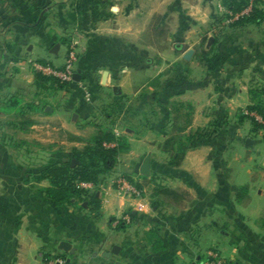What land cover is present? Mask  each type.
<instances>
[{"label":"crops","instance_id":"0c3cea01","mask_svg":"<svg viewBox=\"0 0 264 264\" xmlns=\"http://www.w3.org/2000/svg\"><path fill=\"white\" fill-rule=\"evenodd\" d=\"M100 4L0 0V199L10 203L9 227L0 222V264H35L36 248L59 253L61 242L77 264H200L212 249L228 264H264V133L240 115L252 105L250 91L264 101V21L217 25L226 13L220 0H195L175 26L193 55L173 59L171 81L158 85L148 81L163 80L168 66L150 71L146 23L133 22L147 16L144 0H106L112 26L95 21ZM162 8L160 0L149 13ZM61 40L76 43L80 80L39 89L30 61L61 66ZM100 129L124 137L129 150L98 185L99 211L47 202L40 190L49 181L32 176ZM172 136L192 137L178 167L161 149ZM147 156L150 174L141 176ZM118 171L143 181L140 199L117 195ZM120 218L118 230L112 220ZM20 230L33 236L21 255Z\"/></svg>","mask_w":264,"mask_h":264},{"label":"trees","instance_id":"16d2710c","mask_svg":"<svg viewBox=\"0 0 264 264\" xmlns=\"http://www.w3.org/2000/svg\"><path fill=\"white\" fill-rule=\"evenodd\" d=\"M252 3L250 12L247 15H241L235 19L229 26H245L254 24L260 26L264 21V0H220L221 6L225 10V15L215 20L217 25L224 20L230 18L229 14L234 16L240 14ZM57 42V39L54 38ZM60 42L68 44V41L61 40ZM204 56L207 54L203 53ZM50 87L62 88L65 84L60 83L52 77L42 76L35 73V85L39 89H46V85ZM252 105L246 110L249 113H255L264 119V101L260 91H250ZM251 123H256L253 117H249ZM257 124V123H256ZM255 130L263 128L259 124L255 125ZM192 137L172 136L166 139L161 145V149L169 157V165L178 167L184 157L186 143ZM113 144V146H105ZM129 150V145L124 137H115L111 130H98L97 133L86 142L85 146L66 157L64 161L50 163L43 167L32 178L36 182L42 179H47L50 186L40 190L43 198L50 204H67L76 205V203L86 202L91 206L92 212H98L100 209V200L97 197V192H90L82 189L78 185L80 183H91L95 187L100 182V179L108 174L115 165L116 158L119 154ZM76 160L73 164L72 161ZM144 178V177H142ZM145 179V178H144ZM137 187L142 188L140 184ZM163 192L171 193L168 190ZM124 225L119 224L118 230L123 229Z\"/></svg>","mask_w":264,"mask_h":264},{"label":"rangeland","instance_id":"374dc122","mask_svg":"<svg viewBox=\"0 0 264 264\" xmlns=\"http://www.w3.org/2000/svg\"><path fill=\"white\" fill-rule=\"evenodd\" d=\"M122 1V0H121ZM126 2V0H124ZM160 0H144V2L146 3V7H147V16H145L144 18H139L138 16H134L133 17V22L135 24H139V21L142 23H146V30L144 33H141V42L142 44H146L148 45V55H147V65L151 66V72H155L157 71L158 67H164L168 66V68L166 69V73L164 74V78L163 80L160 79V75L150 79V83L155 84L157 83L158 85L160 83H162V81H171V75H170V70H173L176 68L175 64L172 63L173 59H175L176 57H181L183 55V53L187 50L190 49L191 47V42L189 41H184L183 43L180 42V38L179 36H176L175 34V29H176V23H177V19L178 20H183L186 19L185 18V14H184V10L186 11V13L189 12V4H192V2H194L195 0H163V8H162V12L161 14H156V15H152L149 13V10L152 9V7H154L155 2H157ZM135 2H137V0H135ZM100 6L98 8V10L94 13V18L95 21L99 24H102L107 26H112L113 22L112 19L110 18L109 20L106 21V18L108 16V14H113L109 8L105 5L106 0H100ZM179 6V11L177 13L176 11V7ZM178 15V17H177ZM222 15H225V13L223 12V14H219V16H217L216 18H220ZM224 24L225 25H230V23H225L224 20ZM175 34V35H174ZM71 42L68 43L66 46V51L69 49V47L71 46ZM152 48H149V47ZM77 53V58H78V51L76 50ZM159 54H168V57L164 56L160 57ZM66 55V53H65ZM64 60V59H63ZM39 62H41L40 60H37ZM160 64V66L158 65ZM62 65V64H61ZM187 64H182V72H185V67ZM58 66V65H56ZM163 76V75H162ZM247 109V108H246ZM244 110V112H241L240 115H243L245 117H247L249 119V117H253V113H249L247 110ZM254 119V118H253ZM251 123V122H250ZM257 123V122H256ZM256 123H251L252 128L255 129V125H257ZM261 126V125H260ZM263 127V126H262ZM258 130H260L261 132L264 133V127L263 128H259ZM178 137V136H176ZM31 151V150H30ZM28 157V156H27ZM33 157H30V162L39 161L40 159L38 157H35L33 161H31ZM28 162V160H25L23 162V164H26ZM38 163V162H36ZM76 162H74L75 164ZM22 164V163H21ZM108 175L107 178H110L109 176H111V174H106ZM106 175H104L101 179L98 185L101 184V181L103 178L106 177ZM115 176V175H114ZM112 177V176H111ZM119 177H123L126 178L128 180H131L132 182H134L135 184H140L142 187L144 185L143 181H138L137 178H132L130 176H126L124 175V172L122 171H118L117 173V177L114 178L117 179ZM113 180V181H114ZM93 189V190H89L90 192L96 191L98 190V186ZM114 188V185H113ZM84 202L82 203L81 206H83ZM60 205H67V204H60ZM86 205V204H85ZM68 206H74V205H68ZM75 206H79V203H76ZM10 207V203L6 202L5 199H0V222H3L4 226L9 227L8 225H10V222L7 223L5 222V214L8 210V208ZM85 207V206H84ZM92 208V207H91ZM90 212L91 209H90ZM33 217V216H32ZM9 219V218H7ZM30 219V217H29ZM27 218L24 217V219L22 218V222H21V226L22 229H24V227L27 225V220H29ZM32 220V218H31ZM118 221V222H117ZM114 226H118L119 224H122L123 219L120 218L119 220L114 219L112 220V223H114ZM109 224V222H108ZM18 239H19V254H20V250H24L25 246L29 245L32 246L33 244V236L31 234H26L24 233V231L20 230L19 234L17 235ZM52 253V254H51ZM21 255V254H20ZM34 259H35V264H58V262H62V264H77L76 262H74L71 258L73 256L72 255H68L67 252L65 251H60L58 252H52L50 250H46L45 248H43L42 246L38 247L35 249L34 252ZM222 256V255H221ZM223 257V256H222ZM224 258V257H223ZM225 259V258H224ZM226 260V259H225Z\"/></svg>","mask_w":264,"mask_h":264},{"label":"built area","instance_id":"2783aa9c","mask_svg":"<svg viewBox=\"0 0 264 264\" xmlns=\"http://www.w3.org/2000/svg\"><path fill=\"white\" fill-rule=\"evenodd\" d=\"M251 7H252V3L246 9H244V11H242L240 14L234 16L229 14L230 18L227 19L226 22L232 23L239 16L247 15L250 12ZM76 60H77L76 43H74L66 51V55L64 57L63 63L59 67L52 66L48 63H42L37 60L30 61V64L34 73L41 74L42 76H46V77L55 78L60 83L66 84L73 81L74 64ZM253 118L259 125L264 127V119L262 117H260L257 114H254ZM105 146H113V144H109ZM113 185L117 195L123 199L137 200L140 199L144 193L142 188L137 187V185L134 182L123 177H119L115 179ZM78 186L86 190H92L96 188L91 183H80ZM58 264H62V262L60 261L58 262ZM200 264H228V263L217 250L212 249L208 251L206 258Z\"/></svg>","mask_w":264,"mask_h":264},{"label":"water","instance_id":"95a60500","mask_svg":"<svg viewBox=\"0 0 264 264\" xmlns=\"http://www.w3.org/2000/svg\"><path fill=\"white\" fill-rule=\"evenodd\" d=\"M212 39L209 40V42H211ZM56 48V47H55ZM193 49H189L187 51H185L183 53V55L181 56L182 60L185 62L190 61L192 55H193ZM80 80V77L78 75V73H75L73 75V81L78 82ZM150 174V157L147 156L144 160V162L142 163V166L140 168V175L141 176H149ZM83 206H85V203L83 204ZM59 249L65 252H68L70 250V244L67 242H61L59 245ZM117 251V247H113L112 249V253H116Z\"/></svg>","mask_w":264,"mask_h":264}]
</instances>
